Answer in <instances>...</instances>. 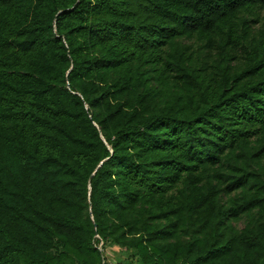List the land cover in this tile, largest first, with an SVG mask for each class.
I'll use <instances>...</instances> for the list:
<instances>
[{
    "label": "trees",
    "instance_id": "1",
    "mask_svg": "<svg viewBox=\"0 0 264 264\" xmlns=\"http://www.w3.org/2000/svg\"><path fill=\"white\" fill-rule=\"evenodd\" d=\"M0 264H264V0H0Z\"/></svg>",
    "mask_w": 264,
    "mask_h": 264
},
{
    "label": "rangeland",
    "instance_id": "2",
    "mask_svg": "<svg viewBox=\"0 0 264 264\" xmlns=\"http://www.w3.org/2000/svg\"><path fill=\"white\" fill-rule=\"evenodd\" d=\"M238 226H239V227H241V226H242V224H241V223H239V224H238ZM109 250H110V249H109ZM109 253H110V252H109ZM109 253H108V254H109ZM109 255H110V254H109ZM109 259H110V258H109ZM110 261H111V262H114V261H115V258H112V260L110 259ZM115 262H116V261H115Z\"/></svg>",
    "mask_w": 264,
    "mask_h": 264
}]
</instances>
